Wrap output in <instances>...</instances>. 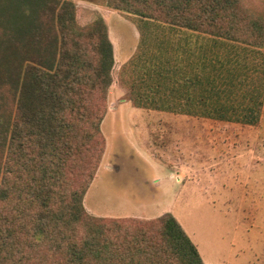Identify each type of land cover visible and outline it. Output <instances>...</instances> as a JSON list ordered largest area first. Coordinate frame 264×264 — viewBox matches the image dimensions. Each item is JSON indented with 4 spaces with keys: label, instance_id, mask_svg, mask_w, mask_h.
I'll use <instances>...</instances> for the list:
<instances>
[{
    "label": "trees",
    "instance_id": "16d2710c",
    "mask_svg": "<svg viewBox=\"0 0 264 264\" xmlns=\"http://www.w3.org/2000/svg\"><path fill=\"white\" fill-rule=\"evenodd\" d=\"M246 1L106 0L141 18L121 73L133 107L256 126L264 13ZM149 24L175 37L152 40ZM113 65L105 22L79 25L74 0H0V264H204L169 213L85 211Z\"/></svg>",
    "mask_w": 264,
    "mask_h": 264
},
{
    "label": "rangeland",
    "instance_id": "374dc122",
    "mask_svg": "<svg viewBox=\"0 0 264 264\" xmlns=\"http://www.w3.org/2000/svg\"><path fill=\"white\" fill-rule=\"evenodd\" d=\"M87 26L101 18L113 46L101 130L106 148L83 205L98 218L155 220L171 214L204 264H264V106L256 126L134 108L122 84L143 29L106 0H74ZM264 13V0H247ZM154 37H175L149 24ZM151 40V42H152Z\"/></svg>",
    "mask_w": 264,
    "mask_h": 264
}]
</instances>
